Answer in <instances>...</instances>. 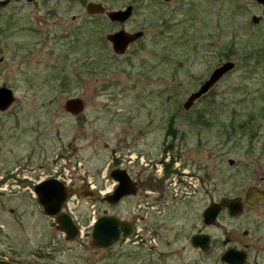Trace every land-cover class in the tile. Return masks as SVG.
<instances>
[{"label": "rangeland", "instance_id": "374dc122", "mask_svg": "<svg viewBox=\"0 0 264 264\" xmlns=\"http://www.w3.org/2000/svg\"><path fill=\"white\" fill-rule=\"evenodd\" d=\"M90 3L108 11L132 5L134 14L114 24L89 15ZM122 29L144 36L119 56L107 36ZM226 62L234 69L186 110L187 99ZM0 87L16 98L0 112V258L14 264H145L143 255L129 257L128 246L91 249L90 228L67 241L53 226L29 187L62 163L81 164L77 189L87 177L97 187L96 199L74 201L86 228L96 210L138 219L146 214L137 207L148 203L156 207L146 220L153 224V211L172 205L163 232L170 241L187 237L193 229L183 234L187 224L179 219L201 217L210 201L244 198L252 186L264 191V7L255 0H9L0 5ZM73 98L85 103L77 116L64 108ZM168 153L192 173V185L168 191L170 161L162 172L158 164ZM132 156L138 195L111 206L100 193L110 186L105 171L122 162L126 168ZM219 223L222 229L212 230L218 240L254 245L252 264H264V200L239 219L221 214ZM205 264H216L215 257Z\"/></svg>", "mask_w": 264, "mask_h": 264}, {"label": "water", "instance_id": "95a60500", "mask_svg": "<svg viewBox=\"0 0 264 264\" xmlns=\"http://www.w3.org/2000/svg\"><path fill=\"white\" fill-rule=\"evenodd\" d=\"M23 1V0H17ZM27 2H33L35 0H25ZM170 2L171 0H164ZM9 0L0 2V5H6ZM259 5L264 7V0H255ZM133 6H128L126 10H113L108 11L105 6L100 3H90L87 5V12L89 15L98 16L106 15L111 22L125 23L129 17L132 16L134 8ZM253 23L260 21V18L255 16L253 18ZM144 36L143 32H138L130 34L124 30L117 33L109 35L107 39L112 44L114 53L116 55H125L129 46L136 42L138 39ZM235 64L233 62H226L212 73L209 79L202 85L200 90L192 94L184 107L186 110L192 108L194 103L201 98L203 95L207 94L211 87H213L224 75H227L232 69H234ZM16 101L14 92L5 87H0V112H7ZM84 101L80 98H73L68 100L65 105V111L72 116H77L84 112L85 105ZM233 164V162H231ZM111 177L116 180L119 185L113 194L103 198L106 203L111 206L119 204L126 197H134L138 195V187L136 181L132 180L129 173L124 169H115L111 172ZM37 202L42 207L45 215L55 220L54 227L63 233L68 241L77 240L79 235L78 228L75 225L71 216L62 212V208L68 199L69 190L57 180H45L44 182L35 186L34 191ZM245 204L251 207H255L259 199L264 198V191L260 190L258 187H250L246 191ZM79 195L84 199L94 200L96 199V194L90 190H84L79 192ZM244 202L242 198H228L223 197L219 202H213L202 214L205 218V223L210 226H214L218 217L224 211H228V214L232 217L239 218L244 212ZM134 226L129 220H122L119 217L108 214L105 212L102 216L97 219V222L91 230L90 235V247L93 250H109L110 248L116 246L120 239L131 236L134 233ZM210 236H194L192 237L193 247H201L204 250L210 248ZM245 256V255H244ZM237 255L233 251H229L223 257L224 262L230 264H243V256L240 261L237 260ZM0 264H14L10 261H0Z\"/></svg>", "mask_w": 264, "mask_h": 264}, {"label": "flooded vegetation", "instance_id": "af4514ba", "mask_svg": "<svg viewBox=\"0 0 264 264\" xmlns=\"http://www.w3.org/2000/svg\"><path fill=\"white\" fill-rule=\"evenodd\" d=\"M121 10V9H119ZM134 14V13H133ZM133 17V15H132ZM131 19V17H130ZM128 19V21L130 20ZM126 21L125 23H127ZM123 23V24H125ZM114 24H120L121 23H114ZM124 30V29H122ZM125 31V30H124ZM116 33V32H115ZM128 33H136V32H128ZM112 35V34H111ZM108 37V36H107ZM143 38V37H142ZM140 40V39H139ZM132 45V44H131ZM130 45V46H131ZM129 46V47H130ZM129 49V48H128ZM128 51V50H127ZM127 53V52H126ZM165 143V142H163ZM171 146H173L172 149H174L175 143L170 142ZM167 145V143H166ZM169 154V153H168ZM63 157H60L58 159H62ZM164 160H159V163H163ZM134 181H136V184L139 186V180L138 178H132ZM257 187V186H256ZM167 187H163L162 190L165 193ZM139 189V187H138ZM85 190V189H84ZM170 187L168 186V191H170ZM164 195V194H163ZM163 197V196H162ZM243 202L245 201V198H242ZM264 200V198L259 199L258 204L255 207H251L248 204H245L244 202V212L246 209H255L259 206V204ZM214 201H210L209 205L212 204ZM167 204V203H166ZM169 206V205H168ZM137 208L141 209L139 211L142 214L138 219L137 217H134V219H130L129 221L133 224L134 228L135 226L139 225L141 228V231L138 233L136 232L135 236L131 239V242H129V245H127L129 248L128 254L129 257L132 259L134 256H141L144 257L145 264H205L209 258L215 257L216 264H230L228 262L223 261V257L226 253L229 251H233L237 255V260L240 261V258L243 256V264H252L253 261H256L252 257V247L254 245L250 243L242 244L243 248H239L236 245L233 244L232 238L230 236L228 237L226 234L228 233L226 229L225 231V238L223 240H218L215 235L212 234L213 229H222L219 225V218L218 221L214 226L207 225L205 223V218L202 215L201 217H194L188 215L186 217H182L179 220V224L185 225L187 224V227L185 226L181 229L183 234L187 231H189L187 228L193 229L191 233L189 232L187 237L185 236L182 241L180 240H169L167 236L163 234L165 228H164V218L167 214L171 213L175 206L170 205L169 207H166L164 204L163 206H158L157 210H154L153 212L156 213L157 218L155 223L146 222L148 219L149 213H151V210L156 208L154 205H150L147 203V206L139 205ZM167 208V209H166ZM208 208V207H207ZM206 208V209H207ZM205 209V210H206ZM203 211V214L205 212ZM243 212V213H244ZM223 213L227 214L229 216V219H239L232 217L228 214V211H224ZM221 215V214H220ZM171 218H167L169 221ZM173 221H176V219H172ZM201 224L200 228L196 229L193 227L194 225ZM180 232V230H178ZM141 232V233H140ZM210 236V248L204 250V248L201 247H193L192 244V237L194 236ZM245 236H248V232H245ZM184 243L183 245L179 243ZM166 245L167 247L162 249L163 245ZM99 251V250H96ZM127 251V250H126ZM143 252L142 254H139V252ZM245 255V256H244ZM173 259H170L172 258ZM192 257V258H189ZM240 257V258H239ZM176 261L177 263H174Z\"/></svg>", "mask_w": 264, "mask_h": 264}, {"label": "built area", "instance_id": "2783aa9c", "mask_svg": "<svg viewBox=\"0 0 264 264\" xmlns=\"http://www.w3.org/2000/svg\"><path fill=\"white\" fill-rule=\"evenodd\" d=\"M70 167L66 168L65 169V164L62 163V164H59V165H56V168L54 169L55 171L50 174V175H46L42 178H48V177H51V176H54L55 178H57V180H60L62 181L66 186L68 187H72L73 184H74V173L76 172V167H72L73 169H69ZM185 181H188L187 178L185 177L184 178ZM191 182H189L190 184ZM178 179L177 177H173V186L177 187L178 185ZM115 185V184H114ZM114 185H112L110 188L112 189V187H114ZM110 191V190H108ZM178 191V190H177ZM189 194V193H187ZM78 197L76 195H73L67 205V210L71 215L74 216L75 220L77 222H79L78 224L80 225L81 227V231L82 232V236H84L85 232L87 231V229L93 224V222L95 221L96 219V215H95V211H94V215L91 217V222H90V225L86 228L84 225H82V223L79 220V218L77 217V214H76V211L74 210L75 209V205H74V201L75 199H77ZM129 239H126V242H128Z\"/></svg>", "mask_w": 264, "mask_h": 264}, {"label": "trees", "instance_id": "16d2710c", "mask_svg": "<svg viewBox=\"0 0 264 264\" xmlns=\"http://www.w3.org/2000/svg\"><path fill=\"white\" fill-rule=\"evenodd\" d=\"M230 52H232V50H230ZM242 53L245 54L246 51H244V52H242ZM168 132H169L171 135L176 136V131H175V130H172V127H170V129H169ZM172 148H173V146H171V145L166 146V150H167V151L170 150V149H172ZM117 163H118V161H117ZM167 172L170 173V166L168 167Z\"/></svg>", "mask_w": 264, "mask_h": 264}]
</instances>
